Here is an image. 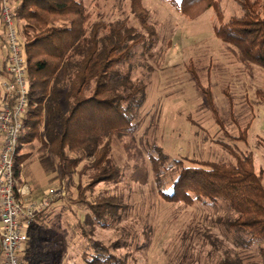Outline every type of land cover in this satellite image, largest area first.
Segmentation results:
<instances>
[{"label": "rangeland", "instance_id": "rangeland-1", "mask_svg": "<svg viewBox=\"0 0 264 264\" xmlns=\"http://www.w3.org/2000/svg\"><path fill=\"white\" fill-rule=\"evenodd\" d=\"M169 2L141 3L156 38L151 51L135 48L136 56L124 71L146 87L145 100L134 117L118 118L109 141V158L122 177L87 192L91 202L116 197L121 206L120 211L115 207L119 219L114 216L107 229L96 227L93 238L107 246L124 242L126 246L112 252L124 264H220L228 259L232 264H264L258 247L263 244L244 249L238 236L219 223L231 215L224 203L187 206L164 197L173 193L183 167H192L193 161L234 162L229 150L254 153L255 169L264 170V70L242 62L216 35L217 27L241 15L240 6L235 0H213L203 15L190 19ZM129 4L85 0L91 22L127 19L129 27L141 30ZM245 128L246 141L235 140ZM40 148L39 139L24 145L18 183L27 185L33 198L39 196L35 200L51 189L64 187L67 192L30 236V261L86 264L84 253H93V248L78 224L89 210L76 200L79 188L91 183L95 158L80 162L73 179L63 182L41 164Z\"/></svg>", "mask_w": 264, "mask_h": 264}, {"label": "trees", "instance_id": "trees-1", "mask_svg": "<svg viewBox=\"0 0 264 264\" xmlns=\"http://www.w3.org/2000/svg\"><path fill=\"white\" fill-rule=\"evenodd\" d=\"M13 1L18 3V23H24L19 33L30 85L25 128L14 164L15 178L21 173L19 161L24 145L38 139L40 162L47 171L57 172L59 181L70 182L80 162L95 158L91 183L79 188L76 200L89 210L78 224L81 235L93 248V253H84V258L86 264H124L112 253L126 246L124 242L107 246L93 238L96 227L107 229L114 216L119 219L115 207L120 201L116 197H100L91 202L87 192L99 183L122 177L121 169L109 158V141L119 126L118 118L134 117L146 94V87L134 81L124 67L135 58L136 47L151 51L156 31L148 25L142 0H128L141 30L129 27L127 19L91 22L85 0ZM235 1L241 15L217 27L216 35L242 62L264 70V0ZM169 3L190 19H197L214 4L213 0ZM261 96L264 102V93ZM248 129L235 140L246 141ZM69 153L75 156L70 157ZM229 153L234 162L193 161L192 167H183L173 184V193L164 197L187 206L224 203L231 215L219 223L238 236L244 249L263 244L258 247L264 258V170L255 169L252 152ZM46 154L57 163H50ZM63 200H57L38 216L30 236ZM87 226L93 230H87ZM30 249L29 243L24 257L32 264ZM220 264L232 263L228 259Z\"/></svg>", "mask_w": 264, "mask_h": 264}, {"label": "built area", "instance_id": "built-area-1", "mask_svg": "<svg viewBox=\"0 0 264 264\" xmlns=\"http://www.w3.org/2000/svg\"><path fill=\"white\" fill-rule=\"evenodd\" d=\"M0 30L7 51L8 77L0 88V264H29L24 255L30 229L38 216L66 196L64 187L48 190L35 200L27 185L15 178L16 157L29 108L30 85L24 46L19 33L18 5L2 0Z\"/></svg>", "mask_w": 264, "mask_h": 264}, {"label": "crops", "instance_id": "crops-1", "mask_svg": "<svg viewBox=\"0 0 264 264\" xmlns=\"http://www.w3.org/2000/svg\"><path fill=\"white\" fill-rule=\"evenodd\" d=\"M23 22H19L18 23V26L20 28V31L23 27ZM5 41H4V37L0 38V85H1V82L2 80L6 79L8 77L7 72H6V69H5V64H6V57H7V51L5 49ZM2 94V90L0 88V96Z\"/></svg>", "mask_w": 264, "mask_h": 264}]
</instances>
